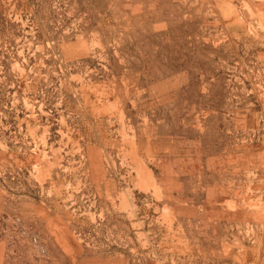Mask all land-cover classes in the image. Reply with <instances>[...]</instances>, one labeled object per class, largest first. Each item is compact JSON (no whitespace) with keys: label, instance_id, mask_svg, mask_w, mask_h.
Masks as SVG:
<instances>
[{"label":"rangeland","instance_id":"obj_1","mask_svg":"<svg viewBox=\"0 0 264 264\" xmlns=\"http://www.w3.org/2000/svg\"><path fill=\"white\" fill-rule=\"evenodd\" d=\"M231 29L252 33L250 69L179 71L160 53L159 70L145 51L153 32ZM232 105L250 111L230 154L248 161L264 0H0V264H264V209L191 198L194 176L221 178L201 113Z\"/></svg>","mask_w":264,"mask_h":264},{"label":"crops","instance_id":"obj_2","mask_svg":"<svg viewBox=\"0 0 264 264\" xmlns=\"http://www.w3.org/2000/svg\"><path fill=\"white\" fill-rule=\"evenodd\" d=\"M226 16L230 19L229 24L233 28L238 27L237 21H234L233 11L230 10ZM160 32H153L150 42V55L152 56V64L157 65V69H162L160 63L164 60L159 59L160 53L168 55L167 60L170 64L176 63V69L179 71L203 70L204 65L215 64L218 69L223 72L232 70L239 71L242 69H250L255 64V50L250 49L249 42H240V40H248L252 33L245 30H225L222 33L216 34L215 32H164L160 36ZM161 38L172 39L168 44L161 42ZM223 39L224 42L217 49L209 46L208 42L203 40L207 39ZM243 49L241 54L240 50ZM173 50L176 51L174 58ZM191 50L194 53H191ZM148 54V53H147ZM171 69V68H170ZM209 69V67H207ZM226 75V73H223ZM222 74L216 78V83L224 85L227 81L226 77ZM210 80V79H205ZM204 81V79H203ZM210 86L211 83H206ZM240 98H236V103H239ZM231 102L234 104V98L227 99L226 96L222 103ZM225 106V105H223ZM250 114V111L241 112L239 106H231L230 109L221 107L217 111H207L201 113L206 119H217L218 122L209 124L215 127L216 134H212L214 139H209L202 145V149L206 146L208 150H216L219 156L216 158L217 162L212 164L215 168L221 167V178H210L209 176L193 177L195 183L199 182V187L194 190L191 198H214L215 200L232 199L235 201L236 208L239 209L244 199L251 201L250 205L255 215H260L261 210L264 209V130L258 129L252 132V156L248 161H237L234 155H230L236 148H239L240 143V129L238 127V120L243 116ZM221 120V121H219ZM232 122V125L231 123ZM235 123V126H234ZM230 124V126H228ZM210 133V132H209ZM208 133L209 137L211 135ZM250 135V134H249ZM198 142H192L193 149L197 147ZM229 156V157H227ZM230 160V161H229ZM231 168L233 171H228L226 168ZM233 177V178H232ZM233 180L234 187L231 190L225 189V184L229 183V179ZM250 182L253 186L248 188L246 184ZM222 184V185H221ZM211 194V195H209ZM226 210L224 205L217 206Z\"/></svg>","mask_w":264,"mask_h":264}]
</instances>
